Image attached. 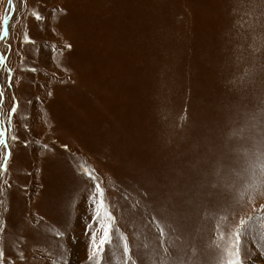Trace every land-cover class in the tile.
<instances>
[{
	"label": "rangeland",
	"instance_id": "rangeland-1",
	"mask_svg": "<svg viewBox=\"0 0 264 264\" xmlns=\"http://www.w3.org/2000/svg\"><path fill=\"white\" fill-rule=\"evenodd\" d=\"M0 93V264H264V0H0Z\"/></svg>",
	"mask_w": 264,
	"mask_h": 264
},
{
	"label": "snow or ice",
	"instance_id": "snow-or-ice-1",
	"mask_svg": "<svg viewBox=\"0 0 264 264\" xmlns=\"http://www.w3.org/2000/svg\"><path fill=\"white\" fill-rule=\"evenodd\" d=\"M24 2L26 3V0H24ZM9 3H11V0H9ZM32 15H34L37 20H40L43 18L38 13H32ZM67 47H70V45H67ZM2 96H3V94L0 93V100H2ZM13 110H14V106H13ZM9 115H10V113H9ZM13 139L15 140L16 137H13ZM3 143H4L3 140H0V144H3ZM5 148L7 149V145H5ZM10 154H11L10 152L5 151L3 156L0 157V160L6 161ZM256 166L259 167L261 176L264 177V151H261L260 154L258 155ZM80 167L82 169H84V174L91 181H96V177L93 175L94 169H92L90 171L89 167L86 164H82V165H80ZM5 183H7V182L5 181ZM261 183L264 184V180H262ZM249 187H252V185H250ZM93 195L96 197V199L93 201V203L100 210V211L95 212V216L99 217L101 215V211H103L105 209V189L102 187L101 183H95ZM262 207H264V206H262ZM106 215H107V219L109 220L110 223L106 224L104 226V228L102 229L103 234L99 237L98 243H97L96 237L93 236V246H92V250H91V253L89 256L90 260L97 258L98 254L103 250L104 245L109 242V237H110L111 230H112V224H111L112 216L110 213H107ZM240 223H241V225H244L245 221L242 219ZM241 232H242V229H237V231L234 233L235 239H234V242L232 243V247L235 249V251L233 253H230V256L232 258L225 261L224 264H241V261H240V252H241L240 236H241ZM58 235H63V233H58ZM221 238L223 239V235H221ZM128 252H129V246L127 243H125L124 254L127 255ZM97 264H99L98 259H97ZM126 264H127V262H126Z\"/></svg>",
	"mask_w": 264,
	"mask_h": 264
}]
</instances>
